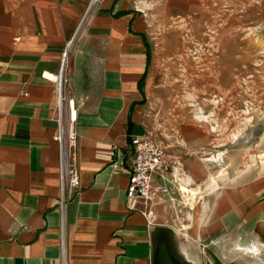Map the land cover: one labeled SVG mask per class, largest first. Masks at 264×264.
<instances>
[{"label":"crops","instance_id":"obj_1","mask_svg":"<svg viewBox=\"0 0 264 264\" xmlns=\"http://www.w3.org/2000/svg\"><path fill=\"white\" fill-rule=\"evenodd\" d=\"M88 1L0 0V264H59L62 241L67 264H199L174 229L185 213L195 221L187 229L209 240L202 264H264V130L253 143L257 159L247 163L253 144L244 137L233 146L237 173L218 183L212 172L236 120L222 107L205 109L204 77L220 93L233 68L220 59L160 65L134 0H102L69 55L80 188L68 190L61 216L56 88L43 73L58 71ZM146 132L164 139L170 163L153 183L177 194L156 193L129 209L130 140ZM227 236L234 238L225 253Z\"/></svg>","mask_w":264,"mask_h":264},{"label":"rangeland","instance_id":"obj_2","mask_svg":"<svg viewBox=\"0 0 264 264\" xmlns=\"http://www.w3.org/2000/svg\"><path fill=\"white\" fill-rule=\"evenodd\" d=\"M134 6L146 19L145 34L151 54L155 55L160 65L175 63L181 69V63L188 60L217 62L220 59L233 68L235 76L221 78L224 86V89H220L222 93H218L219 85L214 82L213 76L207 74L203 88L205 109L213 112V109L222 107L233 113L236 120L235 134L227 138L230 147L225 160L212 172L217 182L223 184L222 177L228 174L233 176L239 168L235 163L239 158L238 152H233V146H244L243 137L251 144L259 141L257 134L260 129L264 130V0H134ZM172 88V92L178 91V88ZM158 91L159 94L163 93L161 89ZM217 96L223 100L217 102ZM244 116L246 129H250L251 125L249 137L243 130L244 125L239 126ZM263 140L264 135L262 143ZM256 149H259L258 146L253 144L251 151L246 150L247 163L257 159ZM193 219L185 213L179 217L174 229L181 233L180 241L188 253L191 252L190 255L191 250L198 251V263L202 264L205 259L202 247H210V244L209 240L194 236L195 227L187 229L189 223L195 226ZM233 238L226 237L225 253ZM216 246L220 250L222 244Z\"/></svg>","mask_w":264,"mask_h":264},{"label":"built area","instance_id":"obj_3","mask_svg":"<svg viewBox=\"0 0 264 264\" xmlns=\"http://www.w3.org/2000/svg\"><path fill=\"white\" fill-rule=\"evenodd\" d=\"M101 0H90L80 16L74 33L68 39L59 60L56 73L44 72L43 76L54 83L56 88L54 112L52 118L56 122L53 137L58 145V180L59 197L56 207L63 216L67 192L69 189L80 188L79 171L76 158L77 133L75 131L76 105L69 88L65 86L66 75L69 73L68 58L81 41L86 28L90 25L95 10ZM131 164L126 184V200L129 209H133L138 201H149L156 193L176 196L177 188L173 185H154L156 174L165 176L170 168L167 158V145L163 138L152 137L149 132L134 135L130 140ZM115 169L118 163H112ZM61 259L59 264H67L64 254V243H61Z\"/></svg>","mask_w":264,"mask_h":264},{"label":"bare ground","instance_id":"obj_4","mask_svg":"<svg viewBox=\"0 0 264 264\" xmlns=\"http://www.w3.org/2000/svg\"><path fill=\"white\" fill-rule=\"evenodd\" d=\"M182 191H186L184 188H182Z\"/></svg>","mask_w":264,"mask_h":264},{"label":"water","instance_id":"obj_5","mask_svg":"<svg viewBox=\"0 0 264 264\" xmlns=\"http://www.w3.org/2000/svg\"><path fill=\"white\" fill-rule=\"evenodd\" d=\"M246 136H249V133H247V135ZM244 138V137H243Z\"/></svg>","mask_w":264,"mask_h":264}]
</instances>
